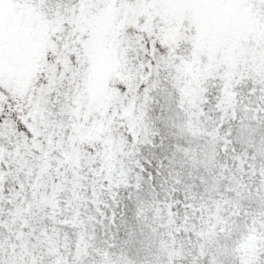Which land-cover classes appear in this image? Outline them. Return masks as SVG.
Instances as JSON below:
<instances>
[{"label": "snow or ice", "instance_id": "1", "mask_svg": "<svg viewBox=\"0 0 264 264\" xmlns=\"http://www.w3.org/2000/svg\"><path fill=\"white\" fill-rule=\"evenodd\" d=\"M0 264H264V0H0Z\"/></svg>", "mask_w": 264, "mask_h": 264}]
</instances>
